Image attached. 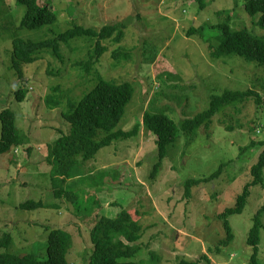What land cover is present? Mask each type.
<instances>
[{
  "label": "rangeland",
  "instance_id": "374dc122",
  "mask_svg": "<svg viewBox=\"0 0 264 264\" xmlns=\"http://www.w3.org/2000/svg\"><path fill=\"white\" fill-rule=\"evenodd\" d=\"M41 2L55 12L56 20L29 30L17 28L25 6L15 0H0V111L9 108L15 112L16 127L30 137L32 148L27 152L24 144L17 147L18 153L13 148L0 154V237L9 232L14 251L45 258L48 233L59 229L72 242L67 253L69 264H86L91 248L89 229L95 219L114 217L125 209L142 230L132 243L138 249L136 254L120 260L250 264L253 250L247 237L256 212L264 204V168L262 182L249 187L242 212L225 217L220 214L235 205L252 179L251 166L264 149V105L257 107L252 98L225 106L212 116L208 127L202 125L190 135L180 131L154 178L148 175L157 146L144 125L137 135L102 147L94 157L80 162L79 176L72 180L77 203L53 197L45 156L46 144L59 135L57 130L68 131L60 114L66 101L78 100L101 78L130 82L135 87L116 127L122 130L142 123L146 109L163 110L179 125L206 109L210 96L225 89L250 88L264 97V67L237 55L212 58L209 43L217 45L218 39L207 27L186 34L191 26L223 22L229 15L231 28H246L264 36V29L257 25L259 14L250 16L244 9L245 0H204L203 8L196 0ZM115 22L125 24L124 37L118 44L102 40L106 50L88 73L79 62L89 57L96 36L62 41L56 56L48 51L35 62L24 64L22 77L10 68L15 31L24 38L41 40L73 23L99 30ZM208 36H212L211 41L204 39ZM119 50L127 52L128 58L123 54L114 57ZM19 88L26 92L21 101L15 94ZM53 93L61 104L50 108L46 97ZM221 164L218 177L194 184L189 194H184L187 179L207 177ZM27 199L57 202L59 207L19 208ZM225 219L233 238L221 244L226 237ZM259 222L257 258L264 264V211Z\"/></svg>",
  "mask_w": 264,
  "mask_h": 264
},
{
  "label": "trees",
  "instance_id": "16d2710c",
  "mask_svg": "<svg viewBox=\"0 0 264 264\" xmlns=\"http://www.w3.org/2000/svg\"><path fill=\"white\" fill-rule=\"evenodd\" d=\"M199 8L205 6L204 0H196ZM16 4L24 5L25 12L21 17L19 29L35 30L42 26L55 22L57 15L46 3L41 0H15ZM244 9L250 16L259 14L257 25L264 29V0H245ZM230 16L223 22L216 24H201L197 27L191 26L186 34L190 36L209 29L217 34V45L209 43L210 56L214 59L237 55L247 61L256 62L264 67V36L256 35L246 28L233 29L230 24ZM125 24L115 22L106 24L99 30L83 27L73 23L67 30L56 34L53 37L41 40L24 38L15 31L11 40V64L10 68L22 77L24 64L33 63L38 60L44 52L56 56L59 44L68 41L76 36H96L97 41L89 57L79 62L85 72H89L93 63L102 55L106 47L102 40L109 39L120 43L124 37ZM203 34V33H200ZM215 37V38H216ZM211 41L212 36L204 38ZM128 54L125 51H116L114 57ZM25 92V91H24ZM20 88L16 90V99L21 101L25 98ZM135 87L130 82L116 83L111 80L99 79L96 84L85 92L78 100L68 99L66 106L60 111L61 117L68 124V131L57 130L58 136L46 144L45 161L49 165L51 191L53 197L58 200H66L69 203H77V194L74 188L73 178L79 176L80 162L85 161L94 155L104 146L110 145L115 140L130 138L137 135L141 125L154 135V142L157 146L156 159L152 165L148 178H154L161 167L162 160L166 157L167 148L175 143L180 135H190L202 125L210 126L212 116L227 105L238 101H245L252 98L257 107L264 105L262 97L254 89L229 90L225 89L219 95H211L209 106L198 112L191 118H185L177 125L170 116L163 110L151 111L146 109L142 116V123L137 122L129 130L117 129V125L123 115L126 105L131 100ZM55 93L46 97L50 108L61 104V99L54 97ZM15 112L9 108L0 111V154L6 153L13 148L27 144L30 137L20 132L16 127ZM30 148L28 147L27 150ZM264 168V149L259 153L256 162L250 168L252 179L246 183L242 192L237 196L233 207L226 208L221 214L225 217L228 214L242 212L249 187L252 184L262 182V171ZM223 169L221 164L210 175L200 179L189 178L185 181V195H188L191 186L200 182H208L218 177ZM73 186V187H72ZM79 209V204H76ZM19 208L35 210L38 208H58L59 204L46 203L43 199H27L18 204ZM73 207V206H72ZM73 212L76 213L73 208ZM264 211V204L256 212L254 223L249 230L247 244L252 247L250 264L258 262L259 243V217ZM78 215V213H77ZM226 237L221 244H227L233 238L231 227L227 219L224 221ZM142 226L133 219L129 211L121 209L114 217L99 216L89 229V241L91 248L89 259L86 264H139L132 260H120L121 257H130L138 251L135 241L141 235ZM63 231L52 229L48 233L46 257L38 258L32 253L22 254L13 250V238L9 232L0 237V264H69L67 259L68 250L72 244ZM70 240V242H69ZM206 257V255H204ZM207 262L209 259L206 258ZM179 264H197L181 260Z\"/></svg>",
  "mask_w": 264,
  "mask_h": 264
},
{
  "label": "crops",
  "instance_id": "0c3cea01",
  "mask_svg": "<svg viewBox=\"0 0 264 264\" xmlns=\"http://www.w3.org/2000/svg\"><path fill=\"white\" fill-rule=\"evenodd\" d=\"M28 147L30 148L29 150H27ZM25 149L27 150V152H30V150L32 149L31 146H30V144H29V142L26 144ZM13 152L18 153V149L15 148ZM0 156H2V155H0ZM0 158H1V157H0Z\"/></svg>",
  "mask_w": 264,
  "mask_h": 264
}]
</instances>
